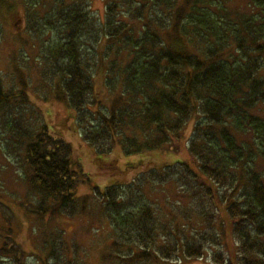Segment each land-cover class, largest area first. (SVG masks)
Returning <instances> with one entry per match:
<instances>
[{
  "label": "trees",
  "instance_id": "trees-1",
  "mask_svg": "<svg viewBox=\"0 0 264 264\" xmlns=\"http://www.w3.org/2000/svg\"><path fill=\"white\" fill-rule=\"evenodd\" d=\"M89 1L0 7H23L21 39L37 72L55 83L97 155L119 144L125 156L183 148L187 160L79 195L72 147L47 128L30 100L31 68L15 57L0 70V169L17 167L23 195L0 182V264H83L77 244L55 226L44 230L59 218L88 219L89 197L99 205L96 229L111 235L104 264L196 261L209 252L213 264H264V0H101L102 19ZM95 66L111 96L104 110L91 98ZM170 183L171 202L147 196ZM15 209L32 223L30 252L15 239L23 227Z\"/></svg>",
  "mask_w": 264,
  "mask_h": 264
},
{
  "label": "rangeland",
  "instance_id": "rangeland-1",
  "mask_svg": "<svg viewBox=\"0 0 264 264\" xmlns=\"http://www.w3.org/2000/svg\"><path fill=\"white\" fill-rule=\"evenodd\" d=\"M89 5L92 13L97 15V19H102L104 14L103 2H101V0H91L89 1ZM2 10L5 9L0 7V70H4L5 67H7L8 71H10L13 67V59L15 57H19L18 60L21 66H28L31 68V76L29 77L30 100L33 102V105L40 110L42 119L47 128L53 132L59 133L62 139L71 145L73 169L77 172L80 179V184H78L77 188V193L79 195H89L97 188L102 192L105 187L113 184L127 185L141 173L154 168L159 170L165 164L169 165L176 161L187 160V154L183 148L179 156L160 152L125 156L121 152L119 144H117L109 154L97 155L92 147L82 141L80 136L81 132L76 125L73 111L67 107L66 103L56 99V92L59 91V89H54L55 83H49L45 81L43 77L39 76L37 71H39V69L41 70V68L37 64L34 65L31 59L35 53L31 50L30 45H24L25 43L21 39V37L26 38L28 34L25 33L24 29L27 21L23 7L15 6L10 12H2ZM92 70L93 94L91 98L96 101L98 100V102L104 106V110L105 106L109 107V102L111 100V96L108 94L105 86V72L104 69H100L96 66L93 67ZM191 130L192 124L188 126L186 136L191 133ZM5 159L3 155H0L1 167L4 166L1 163H7ZM14 163L16 164V162ZM9 168L11 167L8 166V169ZM13 168L14 169L11 168L10 173H5L0 169V182L3 183L8 194L14 193L16 196H20V194L23 195V186L18 185L19 180H17V174H15L17 167ZM144 188V191H149L148 186ZM175 190L176 188L171 183L165 186L153 185L152 191H150L147 196H149L150 200L155 201V203H162L168 196L171 202ZM98 211L99 205L97 201L94 197H89V209L85 213L88 214V219L85 218L86 216L74 217L71 219L59 218L55 220L54 223L46 226L44 234H50L51 231H53L52 227L55 226L56 229L63 234L62 237L66 242L71 245L72 243L77 244L79 248L78 251L84 253L86 256V261H80L78 259V262H82L83 264H104L101 259L103 253L108 251L106 246L111 243V235L108 228H105L103 231L96 229L98 214L100 217ZM15 213L17 219L23 222V227H21V231L18 230L15 239L26 251H28L30 246L34 244L31 235H29V226L31 227L32 223L30 224L25 218L22 219L23 215L18 209H15ZM36 234L35 232L33 237H36ZM228 242L227 245L232 246L229 240ZM30 260L29 258L28 263ZM110 262L112 264L113 259ZM162 264L213 263L209 252L200 260L195 261L181 258L174 262V259H170Z\"/></svg>",
  "mask_w": 264,
  "mask_h": 264
}]
</instances>
